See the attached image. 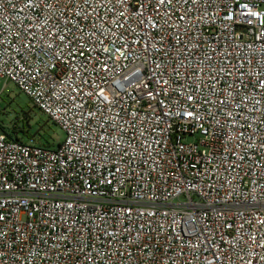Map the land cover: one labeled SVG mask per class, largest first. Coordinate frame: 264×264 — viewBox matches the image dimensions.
<instances>
[{
    "label": "built area",
    "instance_id": "1",
    "mask_svg": "<svg viewBox=\"0 0 264 264\" xmlns=\"http://www.w3.org/2000/svg\"><path fill=\"white\" fill-rule=\"evenodd\" d=\"M0 80V264H264V0H0Z\"/></svg>",
    "mask_w": 264,
    "mask_h": 264
},
{
    "label": "rangeland",
    "instance_id": "2",
    "mask_svg": "<svg viewBox=\"0 0 264 264\" xmlns=\"http://www.w3.org/2000/svg\"><path fill=\"white\" fill-rule=\"evenodd\" d=\"M0 127L25 143L52 148L64 140L63 130L52 123L14 83L0 80Z\"/></svg>",
    "mask_w": 264,
    "mask_h": 264
}]
</instances>
